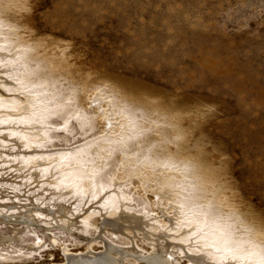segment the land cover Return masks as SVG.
I'll use <instances>...</instances> for the list:
<instances>
[{
	"label": "bare ground",
	"instance_id": "obj_1",
	"mask_svg": "<svg viewBox=\"0 0 264 264\" xmlns=\"http://www.w3.org/2000/svg\"><path fill=\"white\" fill-rule=\"evenodd\" d=\"M30 7V0H0V62L18 61L23 68L14 73L18 82L7 80L9 70L0 69V127L7 128L9 140L23 149L17 153L21 156L10 159L15 161L10 167L18 164L19 169L29 171L31 179H47L52 195L62 201L51 212L61 218L59 227L65 232L72 235L70 228L77 224L73 217L69 222L68 214L74 213L65 200L85 205V201L99 199L106 213L102 218L105 234L118 238L120 231L126 245L140 244V250L134 244L121 248L116 240L112 243V238L102 236L100 247L92 239L81 252L61 245V264H182L178 258L187 252L192 255L188 264H264V223L242 206L224 178L222 165H216L203 146L190 143L195 126L185 127L184 121L197 119L194 115L199 116L200 106L76 67L69 60L67 42L39 36L20 21ZM9 88L12 94H7ZM209 112L207 107L201 117ZM74 117L83 136L97 128L102 132L70 152L39 153L49 140L46 121L60 118L69 130ZM0 147L6 153V146L0 143ZM133 181L145 197L155 196L154 201L148 198L149 210L121 192V184ZM34 207L23 215L0 214V222L16 217L28 229L39 227L38 216L44 211ZM155 207L169 216V222L164 217L152 219ZM100 214L101 210H94L83 215L81 231L100 229L95 218ZM14 234L0 235V246L18 242Z\"/></svg>",
	"mask_w": 264,
	"mask_h": 264
},
{
	"label": "rangeland",
	"instance_id": "obj_2",
	"mask_svg": "<svg viewBox=\"0 0 264 264\" xmlns=\"http://www.w3.org/2000/svg\"><path fill=\"white\" fill-rule=\"evenodd\" d=\"M30 5L20 21L39 36L67 42L69 60L76 67L154 90L180 103L198 105L202 114L209 107L211 112L206 116L200 113L194 115L198 117L195 122L191 118L184 121L185 127L195 126L190 143L203 146L215 164L222 165L224 178L243 201L242 206L264 223V0H30ZM20 64L16 61L10 65L6 60L0 62V69L9 70L7 80L18 82L14 73L22 71ZM12 93L9 88L7 94ZM76 119L71 120L69 130L60 118L48 119L49 140L39 153H67L102 132L97 128L83 136ZM7 133V128L0 127V136L4 134L0 143L6 146V153L0 147V214L23 215L34 206L44 212L38 216L39 227L28 229L16 217L10 223L0 222V235L16 233L18 238V242L0 246V264H61V245L81 252L92 239L100 247L102 236L112 238L121 248H133L134 244L135 250H140V244L126 245L120 240L124 238L120 231L118 238L105 234L102 218L106 213L97 203L99 199L85 201V205L65 200V206L74 213L68 214L69 222L77 224L70 228L72 235L60 228L61 218L52 212L58 208L55 203L62 201L52 195L46 178L31 179L29 171L19 169L18 164L12 168L15 161L10 159L21 156L23 149L14 146ZM36 180L41 182L36 184ZM134 182L121 184V192L149 210L148 198L154 201L155 196L149 193L145 197ZM94 210L102 211L95 217L100 229L84 233L83 215ZM151 217L170 219L160 209ZM191 256L182 253L178 260L188 264Z\"/></svg>",
	"mask_w": 264,
	"mask_h": 264
}]
</instances>
